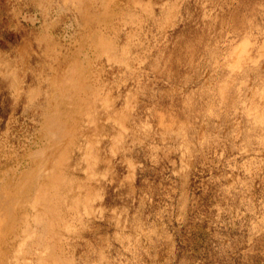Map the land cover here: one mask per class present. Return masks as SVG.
Returning a JSON list of instances; mask_svg holds the SVG:
<instances>
[{
  "label": "rangeland",
  "instance_id": "obj_1",
  "mask_svg": "<svg viewBox=\"0 0 264 264\" xmlns=\"http://www.w3.org/2000/svg\"><path fill=\"white\" fill-rule=\"evenodd\" d=\"M0 187V264H264V0H0Z\"/></svg>",
  "mask_w": 264,
  "mask_h": 264
},
{
  "label": "bare ground",
  "instance_id": "obj_2",
  "mask_svg": "<svg viewBox=\"0 0 264 264\" xmlns=\"http://www.w3.org/2000/svg\"><path fill=\"white\" fill-rule=\"evenodd\" d=\"M242 41H243V40H242ZM209 56H210V55H209ZM73 63H74V62H73ZM76 63H77V62H76ZM73 66H74V65H73ZM73 72H74V71H73ZM70 74H71V73H70ZM250 74H251V73H250ZM205 84H206V83H205ZM87 85H88V84H87ZM211 87H212V86H211ZM73 92H74V91H73ZM106 103H107V102H106ZM86 113H87V112H86ZM80 114H81V113H80ZM79 116H80V115H79ZM258 121H259V120H258ZM181 129H182V128H181ZM62 132H63V131H62ZM258 133H259V132H258ZM91 136H92V135H91ZM92 137H93V136H92ZM85 141H86V140H85ZM186 142H187V141H186ZM90 145H91V144H90ZM86 149H87V148H86ZM111 149H112V148H111ZM56 165H57V164H56ZM55 170H56V169H55ZM50 172H53V171H50ZM45 173H46V172H45ZM53 173H54V172H53ZM57 173H58V172H57ZM37 174H38V173H37ZM43 174H44V172H43ZM51 174H52V173H51ZM5 175L7 176L6 173H5ZM55 175H56V174H54V176H55ZM41 176H42V175H41ZM87 176H88V175H87ZM22 177H23V176H22ZM47 177H49V174H48V173H47ZM47 177H46V178H47ZM52 177H53V175H52ZM52 177L50 176L49 178L52 179ZM17 178H18V177H17ZM42 178H43V177H42ZM42 178H41V179H42ZM7 179H8V178H7ZM54 179H55V178H54ZM4 180H5V179H4ZM46 180H47V179H46ZM52 181H53V180H52ZM5 183H6V182H5ZM14 183H15V181H14ZM43 183H44V182H43ZM32 184H33V183H32ZM39 184H40V183H39ZM2 185H3V184H2ZM4 185H5V184H4ZM13 185H14V184H13ZM33 186H34V185H33ZM46 186H47V185H46ZM7 187H8V185H7ZM59 187H60V186H59ZM0 188H1V187H0ZM2 188H3V187H2ZM2 188H1V190L4 189V188H3V189H2ZM1 190H0V191H1ZM32 190H33V189H32ZM45 190H46V189H45ZM18 191H19V190H18ZM25 191H26V190H25ZM30 191H31V190H30ZM46 191H48V190H46ZM16 192H17V191H16ZM32 192H33V191H32ZM42 192H43V191H42ZM42 192H41V193H42ZM1 193H2V191H1ZM35 193H36V192H35ZM43 193H45V191H44ZM13 194H14V193H13ZM17 194H19V193H17ZM21 194H22V193H21ZM23 194H24V193H23ZM9 196H11V195H9ZM43 196H44V195H43ZM4 197H7V196H2V195H1V198H3V200H5ZM30 197L33 198V197H34V193H33V195H31ZM30 197H29V198H30ZM10 198H11V197H9L10 202H8V203L11 204V202L13 201V199L11 200ZM29 198H28V199H29ZM22 199H23V198H22ZM37 199H38V198H37ZM7 200H8V198H6V201H7ZM17 200H19V199H17ZM26 200H27V197H26ZM48 200H49V199H48ZM21 201H22V200H21ZM41 201H42V200H41ZM0 202H1V204H0V206H1L3 201H0ZM30 202H31V201H30ZM46 202H47V201H46ZM46 202H44V204H45ZM4 203H5V202H4ZM4 203H3V207L6 206V205L8 204V203H7V204L4 205ZM10 204H8L7 207H5V210H6V208H7V209H9V210H13V211H14V207H15V206L13 205L14 207H13V209H11V208H12V207H11L12 204H11V205H10ZM33 205H34V204H33ZM41 205H42V204H41ZM41 205H40V206H41ZM26 206H27V205H26ZM28 206H29V203H28ZM45 206H46V205H45ZM45 206H44V207H45ZM8 207H11V208H8ZM16 207H17V206H16ZM30 208H31V207H30ZM36 208H38V207H36ZM40 208H41V207H40ZM1 209H2V207H0V212H1ZM5 210H4V211H5ZM40 210H42V209H40ZM2 211H3V209H2ZM28 212H29V211H28ZM2 213H3V212H2ZM5 213H7V212L5 211L4 214H2L3 216L6 215V216H5V219H9V218H8L9 215H12V217L14 218L13 213H11V212H9V213H11V214H9V213L5 214ZM14 214H15V213H14ZM19 215H20V214H19ZM28 215H29V214H28ZM37 215H38V214H37ZM9 217H10V216H9ZM12 217H10V219H11ZM10 219L8 220V222L11 221ZM14 219H15V218H14ZM14 219L12 220V222L14 221ZM36 219H37V218H36ZM39 219H40V218H39ZM39 219H37L38 222H39ZM46 220H47V219H46ZM5 221L7 222V220H4V222H3V221H0V222H3V224L6 226V222H5ZM15 221H17V220H15ZM34 221H36V220H34ZM12 222H11V223H8V226H9V227H11ZM15 223H16V222H15ZM30 223H31V222H30ZM36 223H37V221H36ZM3 224H2V225H3ZM2 225H0L1 228L4 226V225H3V226H2ZM8 226H7V228H8ZM12 226H13V225H12ZM14 226H16V224H15ZM3 228H5V230H6V227H3ZM13 228H14V227H13ZM13 228H12V230H15V228H14V229H13ZM8 229H9V228H8ZM5 230L3 229V232H4ZM21 231H22V230H21ZM3 232H2V229H1V234H3L4 236H6L7 234L10 235L11 233H12V235H14L13 232L11 231V228H10V231L8 230V231H6V233H3ZM7 232H8V233H7ZM10 232H11V233H10ZM14 232H15V231H14ZM20 233H21V232H20ZM5 234H6V235H5ZM15 234H16V232H15ZM1 236H2V235H1ZM16 237H17V236H16ZM12 238H13V236H12ZM21 238H22V237H21ZM6 239H7V238H6ZM0 240L2 241L1 238H0ZM3 240L5 241V239H3ZM54 241H55V240H54ZM5 243H7V241H6ZM8 244H9V243H8ZM0 248H1V247H0ZM50 263H51V262H50ZM39 264H40V263H39ZM47 264H48V263H47Z\"/></svg>",
  "mask_w": 264,
  "mask_h": 264
}]
</instances>
